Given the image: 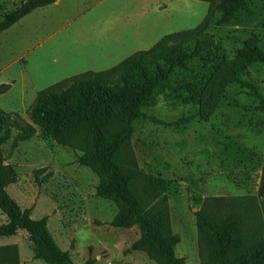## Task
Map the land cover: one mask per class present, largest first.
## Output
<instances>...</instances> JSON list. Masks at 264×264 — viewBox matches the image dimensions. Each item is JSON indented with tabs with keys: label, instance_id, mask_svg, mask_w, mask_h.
I'll return each mask as SVG.
<instances>
[{
	"label": "rangeland",
	"instance_id": "obj_1",
	"mask_svg": "<svg viewBox=\"0 0 264 264\" xmlns=\"http://www.w3.org/2000/svg\"><path fill=\"white\" fill-rule=\"evenodd\" d=\"M24 1L0 0V20ZM248 2L229 24H217L219 13L207 20L206 49L240 67L207 117L199 105L159 96L133 122L125 150L138 169L139 192L166 198L171 230L179 237L175 254L186 264H201L195 213L205 198H223L224 214L240 216L245 241L264 243V123L240 85L253 84L264 98V65L236 58L245 45L264 52V0ZM207 11L197 0H61L0 34V110L16 121L1 146L2 164L15 179L6 189L33 219L46 217L56 244L74 263L155 264L131 249L137 227L111 224L117 208L97 196L98 178L78 163L80 151L56 143L33 120L36 94L67 77L110 69L167 34L193 29ZM216 64L207 63L209 73ZM194 65L206 71L200 60ZM21 126L33 136L18 141ZM0 248L6 249L5 263L45 264L34 258L23 231L0 238Z\"/></svg>",
	"mask_w": 264,
	"mask_h": 264
},
{
	"label": "trees",
	"instance_id": "obj_2",
	"mask_svg": "<svg viewBox=\"0 0 264 264\" xmlns=\"http://www.w3.org/2000/svg\"><path fill=\"white\" fill-rule=\"evenodd\" d=\"M56 1L25 0L3 15L0 34L34 10ZM197 1L207 4L202 24L167 34L151 48L136 51L110 69L84 72L58 81L36 94L30 110L33 120L56 143L80 151L78 163L98 178L97 196L113 202L117 208L111 224L118 228L137 227L139 236L131 249L146 254L155 264L186 262L175 254L179 237L172 233L166 198L160 194L147 198L137 188L139 172L125 152L133 122L141 115L142 108L153 105L159 96L199 105L200 115L207 117L240 68L213 58L203 35L213 13L220 15L218 25L229 24L237 13L248 9V0ZM236 58L245 65H264V52L255 45L242 47ZM199 60L206 71H196L194 64ZM209 62H217L210 73ZM195 72L196 77H191ZM240 85L256 101L253 109L262 114L264 123L262 94L247 81H241ZM15 122L11 114L0 110V212L6 218L0 225V238L23 231L32 243L35 259L45 264H76L56 244L46 217L33 219L31 209L21 208L7 192V186L15 179L2 164L1 146L10 138ZM18 130V141L34 134L29 127L21 126ZM223 201V198H205L195 213L201 264H264V243L245 241L240 216L225 215ZM5 251L0 248V264H14V259L5 263L1 258ZM84 264L93 262L87 260Z\"/></svg>",
	"mask_w": 264,
	"mask_h": 264
},
{
	"label": "crops",
	"instance_id": "obj_3",
	"mask_svg": "<svg viewBox=\"0 0 264 264\" xmlns=\"http://www.w3.org/2000/svg\"><path fill=\"white\" fill-rule=\"evenodd\" d=\"M60 2H61V0H57L54 4H52V5H54V6H58L59 4H60ZM50 6V5H49Z\"/></svg>",
	"mask_w": 264,
	"mask_h": 264
}]
</instances>
